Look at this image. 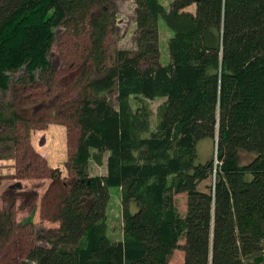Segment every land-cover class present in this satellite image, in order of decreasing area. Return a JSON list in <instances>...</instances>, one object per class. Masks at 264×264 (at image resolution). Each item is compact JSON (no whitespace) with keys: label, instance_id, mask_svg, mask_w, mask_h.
I'll use <instances>...</instances> for the list:
<instances>
[{"label":"trees","instance_id":"16d2710c","mask_svg":"<svg viewBox=\"0 0 264 264\" xmlns=\"http://www.w3.org/2000/svg\"><path fill=\"white\" fill-rule=\"evenodd\" d=\"M119 2L0 0L5 127L25 120L13 109L16 85L55 81L49 56L61 30L88 37L68 109L80 131L66 161L72 176L54 174L60 225L20 264H170L178 250L184 264H264V0H135L131 45L110 51ZM162 20L172 33L167 64ZM205 138L216 156L199 162ZM242 152L253 158L242 163ZM105 156L107 173L92 175L90 161ZM112 186L122 191L121 238L109 235ZM184 193L182 215L175 197ZM12 205H0V250L17 231Z\"/></svg>","mask_w":264,"mask_h":264},{"label":"rangeland","instance_id":"374dc122","mask_svg":"<svg viewBox=\"0 0 264 264\" xmlns=\"http://www.w3.org/2000/svg\"><path fill=\"white\" fill-rule=\"evenodd\" d=\"M170 8L173 0H161ZM119 26L121 33L118 36H110L108 39L110 51L117 45L129 47L134 34L135 24L129 19L134 12L135 0H120L119 2ZM196 5L190 6L189 10L195 11ZM160 62H170L169 38L172 36L170 29L160 22ZM50 58L54 68V82L29 84L24 86L18 84L11 93L17 109L23 107L25 120L19 121L15 128L0 124V205L8 208L14 207V219L16 233L9 243L0 250V264H20L26 257L27 252L35 244L48 245L47 240L41 239L50 230L59 227L60 222L53 220L56 212V193L59 183L55 181L54 174L60 172L61 181L70 180L72 173L66 166L68 160L76 153L79 127L69 120L68 109H71L78 89H73L78 76L81 74L80 64L84 59L85 48L88 46V37L83 35L77 38L70 33L61 30ZM20 71L16 76L24 75ZM12 96V94H9ZM6 97V101L12 99ZM107 97L116 103L114 93L109 92ZM6 101L4 104H6ZM163 99L151 101L154 112L151 118L153 128L157 122L158 106ZM64 126L68 138L59 147L60 137L53 134L54 128ZM60 128V127H59ZM48 129H50L48 131ZM36 146L35 150L31 142ZM215 142L205 138L198 144L199 162L207 161L216 156ZM43 153V155L41 154ZM104 163L98 164L91 160L89 170L92 175L107 173L106 158ZM47 158L52 161L47 165ZM253 154L242 152V163H248ZM66 160V161H67ZM65 162V163H64ZM54 168V170L52 169ZM203 188V186H202ZM107 215L110 226L109 235L112 238H121L123 228V214L121 196L122 191L117 186L110 188ZM186 194L176 195L175 200L179 212L186 214ZM137 207H134V211ZM184 243V239L180 242ZM170 264H184L181 251L172 256Z\"/></svg>","mask_w":264,"mask_h":264},{"label":"crops","instance_id":"0c3cea01","mask_svg":"<svg viewBox=\"0 0 264 264\" xmlns=\"http://www.w3.org/2000/svg\"><path fill=\"white\" fill-rule=\"evenodd\" d=\"M60 127V128H59ZM50 129H48V131H49ZM53 134H57L58 135V137H60V144L62 143H64V141L68 138V135H67V133H66V128L63 126H58V127H56V128H54V130H53ZM59 145V147H61V146H63V145ZM31 145H32V147L35 149V150H38V149H36V146H35V144L33 143V141L31 142ZM41 154V153H40ZM41 155H43V153L41 154ZM66 160L67 159H65V162H66ZM52 160L51 159H49V158H47V165H49V163L51 162ZM64 162V163H65ZM53 170H54V168H52Z\"/></svg>","mask_w":264,"mask_h":264},{"label":"water","instance_id":"95a60500","mask_svg":"<svg viewBox=\"0 0 264 264\" xmlns=\"http://www.w3.org/2000/svg\"><path fill=\"white\" fill-rule=\"evenodd\" d=\"M216 140H217V138H216ZM217 145H218V142H216V150H217Z\"/></svg>","mask_w":264,"mask_h":264}]
</instances>
